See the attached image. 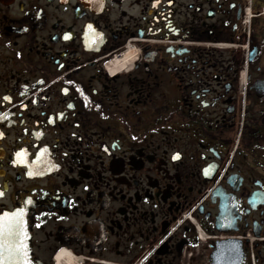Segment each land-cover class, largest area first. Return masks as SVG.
I'll use <instances>...</instances> for the list:
<instances>
[{
    "label": "flooded vegetation",
    "instance_id": "flooded-vegetation-1",
    "mask_svg": "<svg viewBox=\"0 0 264 264\" xmlns=\"http://www.w3.org/2000/svg\"><path fill=\"white\" fill-rule=\"evenodd\" d=\"M12 218L31 264H264V0H0Z\"/></svg>",
    "mask_w": 264,
    "mask_h": 264
},
{
    "label": "water",
    "instance_id": "water-1",
    "mask_svg": "<svg viewBox=\"0 0 264 264\" xmlns=\"http://www.w3.org/2000/svg\"><path fill=\"white\" fill-rule=\"evenodd\" d=\"M8 221H16V219H14V218H12L10 220L9 219H7V220L3 219L0 221V225L2 227H4ZM10 243L12 244V248H15L17 245L21 246L22 251H20L19 253L11 251L9 249ZM0 244L4 245V248L0 249V257H2V259H0V264H31V263H28V261L23 258L24 257L23 249L25 250V248L27 247V244H20V242H18L17 244L15 242L13 243V242L9 241L6 236L0 237ZM10 251H11V253H10L11 258L9 260L8 256H9ZM14 255H16L17 259H15Z\"/></svg>",
    "mask_w": 264,
    "mask_h": 264
},
{
    "label": "snow or ice",
    "instance_id": "snow-or-ice-1",
    "mask_svg": "<svg viewBox=\"0 0 264 264\" xmlns=\"http://www.w3.org/2000/svg\"><path fill=\"white\" fill-rule=\"evenodd\" d=\"M5 99H9V98H5ZM175 158V157H174ZM23 210H18L17 213H15V216H21L22 215ZM20 221H8L6 223V225L4 227H0V237H4L6 236L8 238L9 241L11 242H15V240L17 239V229H16V225L19 224ZM4 245L0 244V249H3ZM9 249L11 251L17 252L19 253L20 251H22L21 246L17 245L15 248H12V244H9ZM0 259H2V257H0Z\"/></svg>",
    "mask_w": 264,
    "mask_h": 264
}]
</instances>
